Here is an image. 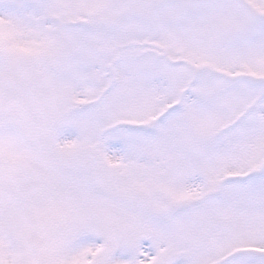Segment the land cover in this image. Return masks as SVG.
<instances>
[{
  "label": "snow or ice",
  "instance_id": "1",
  "mask_svg": "<svg viewBox=\"0 0 264 264\" xmlns=\"http://www.w3.org/2000/svg\"><path fill=\"white\" fill-rule=\"evenodd\" d=\"M0 264H264V0H0Z\"/></svg>",
  "mask_w": 264,
  "mask_h": 264
}]
</instances>
